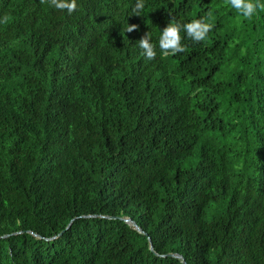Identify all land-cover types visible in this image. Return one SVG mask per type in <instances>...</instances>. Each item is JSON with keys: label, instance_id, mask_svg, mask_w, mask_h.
<instances>
[{"label": "trees", "instance_id": "trees-1", "mask_svg": "<svg viewBox=\"0 0 264 264\" xmlns=\"http://www.w3.org/2000/svg\"><path fill=\"white\" fill-rule=\"evenodd\" d=\"M143 2L0 0V264H264V10Z\"/></svg>", "mask_w": 264, "mask_h": 264}, {"label": "clouds", "instance_id": "clouds-1", "mask_svg": "<svg viewBox=\"0 0 264 264\" xmlns=\"http://www.w3.org/2000/svg\"><path fill=\"white\" fill-rule=\"evenodd\" d=\"M41 4L48 3L51 7L59 11L67 10L68 14H72L77 9L76 0H40ZM227 6L233 8L237 14L244 19H251L257 10H264V3L261 0H224ZM144 8L143 0H137L133 8L134 16H139ZM211 16V13H209ZM11 17L7 14L0 17V23H8ZM213 25L205 22L204 19L194 20L191 23L181 25L180 23L170 20L166 27L162 30V37L170 38L167 42L160 41V50L162 56H175L184 52L186 49L179 40L180 31H184L187 36L194 42L199 43L206 39L207 34L212 30ZM137 25H128L127 33L137 31ZM138 47L142 50L141 54L147 60H154L157 56L156 46L151 42V35L146 32L137 41Z\"/></svg>", "mask_w": 264, "mask_h": 264}, {"label": "water", "instance_id": "water-1", "mask_svg": "<svg viewBox=\"0 0 264 264\" xmlns=\"http://www.w3.org/2000/svg\"><path fill=\"white\" fill-rule=\"evenodd\" d=\"M122 220V219H121ZM123 221L127 224V225H129V226H131V227H133V229L134 230H136L137 232H139V233H144V232H142V230L133 222V221H131L130 219H123ZM70 224H71V222H69V224H68V226H67V228H69V226H70ZM60 234H62V232L60 233ZM59 234V235H60ZM150 249H151V246H150ZM170 256H173V257H176V258H179V259H181V256H179V255H170Z\"/></svg>", "mask_w": 264, "mask_h": 264}, {"label": "rangeland", "instance_id": "rangeland-1", "mask_svg": "<svg viewBox=\"0 0 264 264\" xmlns=\"http://www.w3.org/2000/svg\"><path fill=\"white\" fill-rule=\"evenodd\" d=\"M109 218H110V217H109ZM112 218H113V217H112ZM126 218L129 219L128 217H124V218H121V219L123 220V219H126ZM130 220H131V219H130ZM130 227H131V226H130ZM132 228H133V227H132ZM135 231H136V230H135ZM142 232H143V231H142ZM138 233H139V232H138ZM140 234H144V233H140ZM150 246H151V245H150ZM150 250H152V248H151Z\"/></svg>", "mask_w": 264, "mask_h": 264}]
</instances>
